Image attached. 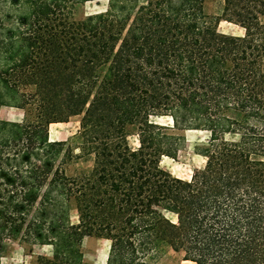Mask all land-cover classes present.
I'll use <instances>...</instances> for the list:
<instances>
[{
  "label": "trees",
  "instance_id": "16d2710c",
  "mask_svg": "<svg viewBox=\"0 0 264 264\" xmlns=\"http://www.w3.org/2000/svg\"><path fill=\"white\" fill-rule=\"evenodd\" d=\"M87 1L0 0V108L24 110L0 119V264L14 239L52 247L35 264H84L85 237L110 241L106 264L170 249L264 264V0H222L217 14L206 0H109L75 19ZM76 115L78 153L49 137ZM187 130L209 138L184 179L161 160L177 158ZM73 158L93 166L68 175Z\"/></svg>",
  "mask_w": 264,
  "mask_h": 264
},
{
  "label": "rangeland",
  "instance_id": "374dc122",
  "mask_svg": "<svg viewBox=\"0 0 264 264\" xmlns=\"http://www.w3.org/2000/svg\"><path fill=\"white\" fill-rule=\"evenodd\" d=\"M145 0H139L143 3ZM109 0H90L78 5L73 17L77 20L83 19L87 15L105 12L108 9ZM222 7V0H206L205 10L210 14H217ZM218 30L223 33L233 35H243L244 29L237 23L221 21L218 25ZM4 113H8L11 118L9 120L0 118L9 122H21L24 116V110L3 105L1 106ZM20 117V118H19ZM81 115L73 116L67 122L51 123L49 125V137L51 140H66L76 146L73 135L77 133L80 125ZM154 120L158 123L171 125L170 117H156ZM185 136V143L179 151L176 159L163 157L161 166L175 176L189 179L194 170L202 168L204 165V157L196 153V147L204 145L208 138L209 132L202 130H187L182 132ZM128 142L132 148L139 146L138 137L131 134L128 137ZM75 153L79 149L75 147ZM93 166V161L90 158H81L72 160L66 159L62 166L66 174L78 175L80 172L89 170ZM169 216L174 219L171 214ZM71 221H78V214L75 208L71 209ZM110 242L104 238L85 237L82 244L84 253V264H106ZM52 247L50 245H32L22 243L19 239L10 240L6 253L1 258V264H35L38 254L51 255ZM150 264H196L189 260H183L182 254L173 250H168L157 261Z\"/></svg>",
  "mask_w": 264,
  "mask_h": 264
},
{
  "label": "crops",
  "instance_id": "0c3cea01",
  "mask_svg": "<svg viewBox=\"0 0 264 264\" xmlns=\"http://www.w3.org/2000/svg\"><path fill=\"white\" fill-rule=\"evenodd\" d=\"M5 111L0 108V118L9 120L11 116L8 115V113H4ZM20 118V117H19ZM107 240V239H106ZM109 241V240H108ZM110 242V241H109ZM110 246V245H109Z\"/></svg>",
  "mask_w": 264,
  "mask_h": 264
}]
</instances>
